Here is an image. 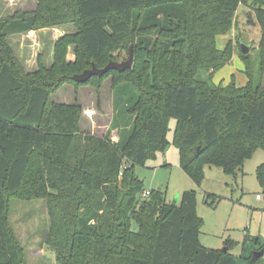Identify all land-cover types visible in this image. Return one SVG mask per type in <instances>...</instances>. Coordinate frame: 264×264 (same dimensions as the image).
<instances>
[{"label": "trees", "instance_id": "trees-1", "mask_svg": "<svg viewBox=\"0 0 264 264\" xmlns=\"http://www.w3.org/2000/svg\"><path fill=\"white\" fill-rule=\"evenodd\" d=\"M38 1L30 14L0 18V264H25L9 223L13 197L47 199V243L65 264H238L234 240L222 249L202 244L196 190L185 191L179 205L163 190L142 197L135 167L167 148L172 118L180 165L198 186L205 166L235 175L264 148V86L248 54L241 55L249 76L243 85L200 77L233 59L232 40L222 49L217 39L233 30L240 4L261 26L264 74V0ZM64 25L76 30L55 43L52 65L40 56L38 69L27 71L9 36ZM131 46L132 68L84 82L97 86L114 76L130 85L131 128L120 142L82 132V105L55 102L52 93L84 84L73 76L94 63L105 67ZM257 175L264 186V163ZM263 258L251 256L253 263Z\"/></svg>", "mask_w": 264, "mask_h": 264}, {"label": "rangeland", "instance_id": "rangeland-1", "mask_svg": "<svg viewBox=\"0 0 264 264\" xmlns=\"http://www.w3.org/2000/svg\"><path fill=\"white\" fill-rule=\"evenodd\" d=\"M237 11L233 30L217 39L222 49L232 40L233 59L211 74L200 73V77H210L212 83L217 85L245 84L249 80L247 64L241 56L242 44L245 43L251 46L248 57L255 79L264 86L258 49L261 26L250 6L240 4ZM64 27H69L70 31L76 30L72 25ZM12 44L16 49L19 41L13 40ZM18 53L21 54V51ZM116 57V61L127 60L129 51H119ZM19 59L24 65L25 57ZM24 66L31 72L36 67ZM123 87L116 83L114 76H108L97 86L92 83H65L51 96L53 101L59 103H83L82 132L98 137L109 134L113 142H120L123 132L131 128L134 120L125 107H129L135 93L130 85ZM176 126V120L172 118L167 132V148L157 152L156 157L149 159L145 166L135 167L145 190L140 196L145 197L148 190H163L166 191L167 201L172 203L176 195L196 190L198 215L203 219L200 232L202 244L208 248L222 249L226 241L234 240L231 253L238 264H263L264 258L259 263H253L251 256L260 251L264 244V186L258 182L257 175L258 166L264 163V148L258 147L235 175L226 174L222 168L214 165L205 166L204 179L198 186L180 165L179 151L173 140ZM9 208V223L25 264H65L58 260L56 252L47 243L46 237L52 225L47 199L13 197ZM246 236L249 240L245 243Z\"/></svg>", "mask_w": 264, "mask_h": 264}, {"label": "crops", "instance_id": "crops-1", "mask_svg": "<svg viewBox=\"0 0 264 264\" xmlns=\"http://www.w3.org/2000/svg\"><path fill=\"white\" fill-rule=\"evenodd\" d=\"M0 4V18H14L21 14H30L36 11L39 1L0 0ZM64 26H48V28L32 29L28 32H16V34L9 36V42L16 53L21 51V54L18 53L19 57H25V60H23L24 65L31 67L34 65L36 66L34 70H36L40 65L39 57L43 56L45 64L50 66L54 61L55 43L65 34L74 33V31H70L69 27ZM13 40L19 41L16 49L12 44ZM69 48L68 59L73 61L75 60V48L73 46Z\"/></svg>", "mask_w": 264, "mask_h": 264}, {"label": "water", "instance_id": "water-1", "mask_svg": "<svg viewBox=\"0 0 264 264\" xmlns=\"http://www.w3.org/2000/svg\"><path fill=\"white\" fill-rule=\"evenodd\" d=\"M251 51V46L248 44L243 43L242 44V52L243 54H249ZM134 48L131 46L129 57L127 60L124 61H112L109 64H107L105 67H98L95 63L93 64L92 68L85 69L81 74H75L73 76V79H75L76 82H87L90 80L93 76H103L104 74L108 73L111 70H117L120 72H123L127 70L128 68H132L134 64ZM180 201V195H176L173 204L179 205ZM264 255V248H262L260 251H256L254 253L255 258L259 259L261 256Z\"/></svg>", "mask_w": 264, "mask_h": 264}, {"label": "built area", "instance_id": "built-area-1", "mask_svg": "<svg viewBox=\"0 0 264 264\" xmlns=\"http://www.w3.org/2000/svg\"><path fill=\"white\" fill-rule=\"evenodd\" d=\"M151 192V190H148L145 192V195H148ZM260 197V195L258 196V198Z\"/></svg>", "mask_w": 264, "mask_h": 264}]
</instances>
